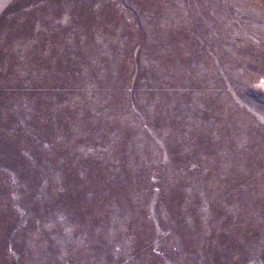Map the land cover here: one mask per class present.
<instances>
[{
    "label": "rangeland",
    "instance_id": "374dc122",
    "mask_svg": "<svg viewBox=\"0 0 264 264\" xmlns=\"http://www.w3.org/2000/svg\"><path fill=\"white\" fill-rule=\"evenodd\" d=\"M0 264H264V0H0Z\"/></svg>",
    "mask_w": 264,
    "mask_h": 264
}]
</instances>
